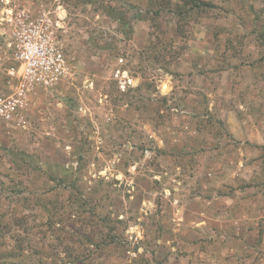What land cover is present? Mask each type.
<instances>
[{
  "label": "rangeland",
  "instance_id": "374dc122",
  "mask_svg": "<svg viewBox=\"0 0 264 264\" xmlns=\"http://www.w3.org/2000/svg\"><path fill=\"white\" fill-rule=\"evenodd\" d=\"M185 1L0 0V95L17 17L67 68L0 124V264H264V0Z\"/></svg>",
  "mask_w": 264,
  "mask_h": 264
},
{
  "label": "built area",
  "instance_id": "2783aa9c",
  "mask_svg": "<svg viewBox=\"0 0 264 264\" xmlns=\"http://www.w3.org/2000/svg\"><path fill=\"white\" fill-rule=\"evenodd\" d=\"M26 20L17 17L14 55L18 67L11 71L17 77V84L13 94L0 95V124L18 116L27 91L37 86L55 84L67 69L62 52L53 43L50 15L43 14ZM115 75L119 77L122 89L132 82L124 70L116 69Z\"/></svg>",
  "mask_w": 264,
  "mask_h": 264
},
{
  "label": "trees",
  "instance_id": "16d2710c",
  "mask_svg": "<svg viewBox=\"0 0 264 264\" xmlns=\"http://www.w3.org/2000/svg\"><path fill=\"white\" fill-rule=\"evenodd\" d=\"M193 4L191 3V1L190 2H188V1H185L184 3L185 4H187L188 5V8L187 9H180L178 12L180 13V14H184V13H186V12H191V11H194V10H201V9H203V8H205V7H209V2L208 1H204V0H193Z\"/></svg>",
  "mask_w": 264,
  "mask_h": 264
}]
</instances>
